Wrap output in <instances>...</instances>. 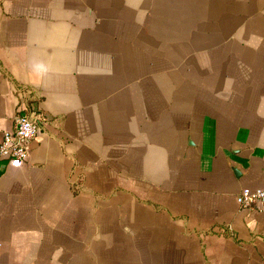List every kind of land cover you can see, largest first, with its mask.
<instances>
[{
  "label": "crops",
  "instance_id": "crops-1",
  "mask_svg": "<svg viewBox=\"0 0 264 264\" xmlns=\"http://www.w3.org/2000/svg\"><path fill=\"white\" fill-rule=\"evenodd\" d=\"M0 264H264V0H0Z\"/></svg>",
  "mask_w": 264,
  "mask_h": 264
},
{
  "label": "built area",
  "instance_id": "built-area-1",
  "mask_svg": "<svg viewBox=\"0 0 264 264\" xmlns=\"http://www.w3.org/2000/svg\"><path fill=\"white\" fill-rule=\"evenodd\" d=\"M42 117L43 114L37 108L19 112L14 127L5 130L0 140V158L25 161L30 153L31 140L40 129ZM237 199L243 207L264 205V187H243Z\"/></svg>",
  "mask_w": 264,
  "mask_h": 264
}]
</instances>
